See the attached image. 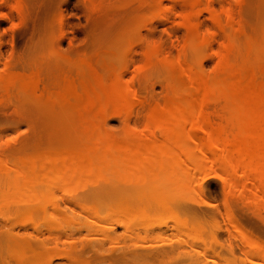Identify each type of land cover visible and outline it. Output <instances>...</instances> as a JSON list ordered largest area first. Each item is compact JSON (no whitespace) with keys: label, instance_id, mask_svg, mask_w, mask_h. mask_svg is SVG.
Instances as JSON below:
<instances>
[{"label":"rangeland","instance_id":"1","mask_svg":"<svg viewBox=\"0 0 264 264\" xmlns=\"http://www.w3.org/2000/svg\"><path fill=\"white\" fill-rule=\"evenodd\" d=\"M15 1L0 0V82H2L0 83V168L4 164L11 168L10 166L21 162L20 159L30 160L29 157H33L31 160L36 161L37 164L41 162L38 159H49L48 155H51L52 152H55L54 155L59 152L65 158L73 153L75 157L78 156L77 154H86L85 150L93 152L91 151L92 147L96 149L99 147L97 145H101L103 142L98 134L99 139L98 136L95 137L91 134L93 130L89 114L93 113L90 107L87 106L90 109L85 110L86 108L83 106L87 100L85 91L107 96L109 94L107 92L113 88L119 89L122 95H119L120 99L125 95L127 98L123 97L124 103L121 99L122 104L120 105L105 104V106L108 105V108L106 106L107 114L99 115V118H101L100 116L103 118L98 123L100 126L98 129L100 128L99 130H102L105 135L110 133L108 135L120 138L119 141L141 144L153 130V137L158 138L162 131L159 132L156 127L158 121L152 125V120L156 121L160 110L168 112V108L175 107L177 105L175 102H180L175 97L179 98L183 95L180 92L191 93L197 103L201 102L198 105L208 124L207 126L205 123L204 128L207 126V129L215 133L210 139L212 146L219 149L223 146V143L220 142H225V146L231 145L233 150L242 146L244 150L242 147L241 150L239 148L240 153L239 150H237V154L232 151L235 158L249 154L250 157L258 160L257 149L260 144L262 145L261 142L264 144V141L262 138L257 141L253 138V141L252 139L247 140L245 126L246 121L250 120L248 114L251 116L257 113L264 117V63L260 60L264 56L261 54L262 50L264 51V0H206V2L200 0L199 4L195 2L194 5L183 0H20L19 9L16 7L18 4L15 5ZM207 3L209 5L206 9ZM208 9L213 10L216 16L211 15L213 11L209 13ZM237 28L238 33L240 31L239 34L236 31ZM234 33L237 36H234ZM242 35L243 38L240 37ZM244 37L247 38L244 39ZM206 38H208V43H205ZM237 38L238 43H234V46L231 47L232 39L237 42ZM228 39L232 42L228 43ZM198 41H204V44L201 43L204 46L200 47V50H198V44L200 45ZM235 44L241 45L242 49ZM245 45L246 48L243 50ZM235 46L240 47L241 52L243 50V58ZM202 48L204 49L202 50ZM259 53L260 56L263 55L261 58ZM226 56L230 57L227 63L233 61L232 65L238 68L240 83L244 82L250 88L257 87L255 88L257 91L252 93L255 107L252 105L248 109L246 107L248 105H245L246 101L227 94L225 89H222V85L217 84L220 82L218 75H226V77L222 75L225 79L227 75L231 74V70L230 73L228 72L229 67L226 68L228 66L225 61L227 60ZM169 62L173 65L171 66ZM177 63L182 65L181 68H184V71L181 70L182 72L178 73L174 71L176 76L172 70L179 67ZM190 68L191 70H189ZM170 69L174 76L170 74ZM183 72L186 74L184 73V75ZM188 72L191 74L194 72L192 74L195 75L194 79L198 72L197 76L199 77L196 79L203 76V80L206 79L207 84L210 82L208 84L210 89L208 88L206 92L200 89L199 93L194 88L192 89L193 85H189L191 76ZM255 72L257 76H254ZM29 73L31 75L34 73V76L29 77H35V80L39 78V82L34 81V84L29 87L27 95L19 90L17 93V87L13 84L16 87L13 88V81L11 82L13 76L17 80ZM5 76L9 78H7L8 83H11L7 84V87L4 83H7ZM229 76L231 77L232 74ZM88 78L94 82H90L87 80ZM237 78L234 76L235 80ZM96 79L102 84L98 83ZM178 81L183 83L181 87L179 86L181 83ZM223 81L225 82V80ZM211 82L217 85H213L214 89ZM174 84L177 88L174 87ZM9 86H12L13 90ZM79 86L80 92L77 90ZM100 86L106 87V90ZM189 88L193 91L191 92ZM124 89H127V92ZM51 91L53 96L60 91L59 94L64 97L56 102L57 106H60L57 108L63 110L59 111V114H56L58 109L55 108L54 111L55 104L52 107L44 104L45 98L47 100V96H51ZM200 91L204 92L203 96ZM43 92L47 93L44 95L45 98H41L44 97ZM82 92L85 93V98L80 96ZM30 93L34 94L33 99ZM228 95H230V99ZM233 97L237 100L235 103L232 102ZM181 98L183 97L181 96L179 99L181 100ZM220 101L223 103L221 102V104ZM170 104L171 106H169ZM78 105L84 109L82 110L80 107L79 113L76 114L75 111L76 116L74 114L73 116L75 119L80 116L81 121L71 118V113H73L71 109ZM111 105L116 107H111ZM164 107L167 108L164 109ZM220 108H223L224 114ZM252 108L254 109L251 110ZM65 109L72 112L63 114L62 112L67 111ZM53 112L56 113L53 114ZM152 116L155 119L151 120ZM73 127L74 129H72ZM87 128L88 132H86ZM130 129L131 135L128 134ZM207 129L205 128L204 132ZM65 131L67 134L64 133ZM198 132L199 135L196 134V138L199 136L198 139L201 140L208 133ZM72 133L74 137L70 136ZM226 133L229 134V139L226 137ZM65 135L67 136L65 137ZM138 135H142V137L139 139ZM57 140L59 142L56 143ZM53 142L61 146H57ZM191 145H193L191 153L183 152V155L181 153L175 155L178 163L182 165L179 172L176 168H173L174 171L170 167L169 170H165V164L162 162L165 160L170 162V156L167 159L162 155L165 158L163 161L162 158L160 160V157H151L152 163L149 168L150 171L153 170V173L148 172L149 169L146 172L153 174V177L150 175L148 176L150 179L147 177V180L151 181L150 183L155 181V178L158 180L156 183L161 181L159 185L165 191L164 195H161L166 201L162 199L164 205L161 206L157 202L161 196L136 194L133 197H136L142 206V215L137 219L125 215L110 216L101 207L103 200L108 197L121 195L119 196L121 199L128 200V197H131V184L119 182L118 178L113 177L114 175L109 176L110 178L108 177L106 182L103 178L108 175L107 173L106 176L103 174L101 179H98L99 177L96 179L97 171H94L96 175L94 172L92 175L91 172L94 169L90 171L91 174L85 173L83 176L75 172L76 174L69 175L71 176L69 179L59 174L51 177H42L37 174L32 178L31 189L26 193L19 194L21 203H25V206L22 204L21 209L17 206L20 210L18 212L16 209L17 214L16 211H13L16 205H14L15 207L12 205L13 208L12 206H10L11 208L7 207V210L5 207L4 210L7 211L5 218L10 217L9 219L7 217L8 224L13 221L12 224L29 226L28 232H31L30 226L37 225L41 228L39 230L42 234L44 231L43 235L46 232L51 234L54 230L56 232L71 231L72 245H69L71 246L69 248L71 249L69 254L71 259L56 258L52 264H264L263 190L260 191L258 183L255 184L252 177L251 179L250 177L245 178L241 170L239 172L240 168L234 172L229 167L223 166L228 169V173L222 166L220 167L219 162L223 157L220 149L215 150L212 154L211 151L208 153L209 151L207 152L206 149L207 153L204 150L202 152L199 149V144H197L198 148L195 144ZM61 147L66 148L62 149ZM243 151L246 154H243ZM193 154L196 155L193 157ZM209 154L213 156L211 155L212 157L209 158ZM190 156L191 161L195 157L199 158L197 162L202 161L198 162L199 166L194 167L197 158L190 164ZM50 157L52 158V156ZM153 157L156 158V162L153 161ZM18 160L20 161L18 162ZM97 160L99 163V159ZM253 163L254 160L251 164L253 165ZM95 164L93 168L97 170L98 166ZM184 165H187V168H184ZM176 166L178 169V164ZM155 167L158 169L155 170ZM198 168L201 169L198 170ZM258 168L255 173L260 175ZM9 170L11 171V169ZM177 172L182 176H179ZM122 173V175H130L132 172L128 173L125 170ZM255 173H251L252 176ZM257 174H255L256 178H259ZM134 175L136 178L139 176L135 172ZM7 176H10L11 181L15 178L14 174ZM245 183L249 184L248 188ZM138 185H141L140 191L147 193L150 185L155 186L156 184L154 182V184L143 185L140 183ZM133 197L130 199H134ZM141 199L144 201L142 200V202ZM27 202L28 206L33 204L29 206V210L25 211L24 209H28ZM34 204L35 207L37 206L36 208ZM22 209L25 211L23 214ZM36 209L39 211L37 212ZM33 210L37 213V215L34 214L35 212L33 213L36 217L32 215ZM38 216L42 218L39 220ZM10 220L11 222H9ZM115 221L118 224H115ZM50 229L53 231L50 232ZM33 246L34 244L31 248ZM57 247H59L57 250L52 246H49L47 250H40V252L44 251L42 263L36 262L32 256L30 258L29 255L19 252H7V263L14 264L13 261L16 260L24 264L27 262L46 264L49 257L54 254L52 252L60 255L66 251L63 250V244ZM36 248L40 249V247ZM49 252L52 254H48ZM8 257L9 259L11 257L13 261L9 262ZM118 257L119 259H117Z\"/></svg>","mask_w":264,"mask_h":264},{"label":"bare ground","instance_id":"2","mask_svg":"<svg viewBox=\"0 0 264 264\" xmlns=\"http://www.w3.org/2000/svg\"><path fill=\"white\" fill-rule=\"evenodd\" d=\"M147 1V0H146ZM183 1H185V2H190V4L191 5H194L195 4V2L197 3L198 2V4L200 3V0H192V2H191V0H183ZM205 2H206V0H204ZM16 3H15V5H17L16 7L18 8V6L20 7V0H16L15 1ZM142 3V2H141ZM197 4V5H198ZM208 3H207V5H206V9H207V7H208ZM19 9V8H18ZM210 9H211V7H210ZM207 11H209V13L211 12L212 13V11L213 10H207ZM211 15H215V13H214V11H213V14H211ZM216 16V15H215ZM228 16V15H227ZM217 18V17H216ZM227 18H229V17H227ZM214 19H215V17H214ZM228 20V19H227ZM231 21V20H230ZM227 21H226V25H227ZM229 26V25H228ZM241 29H242V26H241ZM236 31H237V33H238V28L236 29ZM234 32V31H233ZM239 33H240V31H239ZM238 33V34H239ZM244 35V34H243ZM243 35L242 36H240V37H242L243 38ZM232 37H233V35H231ZM234 36H237V35H235V33H234ZM231 37V38H232ZM213 38V37H212ZM230 38V39H231ZM234 38V37H233ZM242 38H240V39H242ZM247 37H244V39H246ZM208 38H206V40H207ZM204 40V39H203ZM206 40H204V41H206ZM209 40H210V38H209ZM229 40V39H228ZM235 40V39H234ZM233 39H232V41H233V43H232V46L231 47H233L234 46V43H238V38H237V42H236V40L234 41ZM202 41V40H201ZM201 41H198L199 43H200V45L198 44V50H200V47H202V46H204V45H202L201 43H203L204 44V41L203 42H201ZM230 41L231 40H229V42L228 43H230ZM231 41V42H232ZM240 41V40H239ZM247 41V40H246ZM241 42V41H240ZM248 42V41H247ZM205 43H208V40L205 42ZM242 43H243V41H242ZM252 43V42H251ZM193 44V43H192ZM254 44V43H253ZM206 45V44H205ZM227 45V44H226ZM235 45H239V44H235ZM264 45V44H263ZM240 47H241V45H239ZM243 46V45H242ZM253 47H254V45H252ZM227 47V46H226ZM236 47V46H235ZM240 47L238 48V47H236V49H237V51L238 52H240L241 54H242V52H243V50H245V48H246V45L244 46V48H243V50H242V52L240 51L241 49H242V47H241V49H240ZM263 47V46H262ZM205 48V47H204ZM204 48H202V50L204 49ZM232 49V48H231ZM240 49V50H239ZM264 49V48H263ZM261 50H262V48L260 49V53H261ZM228 51V50H227ZM153 52V51H152ZM154 52H155V50H154ZM203 52V51H202ZM262 52L263 53H261V54H264V51L262 50ZM260 53H259V57L261 58L263 55H261L260 56ZM244 54V53H243ZM243 54H242V58H243ZM230 55V53L228 54V56ZM228 56H226L227 58V60H225L226 61V64L228 65L227 67L226 66H224V68L226 67V68H228L229 67V70H228V72L230 73V70H231V74H232V76L230 77L229 75H231V74H229L228 72V74L229 75H227V78H225V79H223V77H226V75L224 76L223 74H220V75H218V76H220V82L219 83H217V84H219V85H222V89L224 88L225 89V91H226V93L227 94H230V95H232V96H235V97H239V98H241V99H243L244 100V102H245V105H248V106H246L248 109L252 106V105H254V107H255V104L253 103V97H252V93L253 92H255V91H257V90H255V88H257V87H255V88H250L246 83L244 84V82L243 83H240L241 81V78L239 77L240 76V72L238 71V68L237 67H234L233 65H232V62H229V63H227V61H229L228 59H230V57L228 58ZM231 56H232V51H231ZM233 57V56H232ZM235 57V56H234ZM264 57V56H263ZM263 57L260 59V60H262V62L264 63V59H263ZM242 58H239V59H241L242 60ZM225 59V58H224ZM181 60V59H180ZM179 60V61H180ZM245 60V59H244ZM224 61V62H225ZM237 61V60H236ZM247 61V60H246ZM175 62H177V61H175ZM245 62V61H244ZM248 62V61H247ZM169 64L171 65V63L169 62ZM178 65H179V67H177V69H175V70H172V69H170L169 71H170V74H173V72L175 71H177V73L180 71V72H182L181 70H183L184 68H181V66L182 65H180L179 63H177ZM231 64V65H230ZM239 64V63H238ZM246 64V63H245ZM169 65V66H170ZM173 65V64H172ZM171 65V66H172ZM175 65V64H174ZM239 65H241V64H239ZM247 65V64H246ZM89 66V65H88ZM91 66V65H90ZM176 66V65H175ZM92 67V66H91ZM174 67V66H173ZM255 67V66H254ZM253 67V68H254ZM93 68V67H92ZM189 68V67H188ZM225 68V69H226ZM257 68V67H256ZM173 72H172V71ZM189 70H191V68L189 69ZM240 70H241V68H240ZM261 70V69H260ZM91 71V70H90ZM184 71V70H183ZM187 71V70H186ZM172 72V73H171ZM174 72V74L177 76V74ZM190 72H192V71H190ZM190 72H188V73H190ZM185 72H183V74H184ZM194 73V72H193ZM192 73V74H193ZM226 73V74H227ZM8 74V73H7ZM34 74V73H33ZM32 74V75H33ZM174 74H173V76H174ZM180 74V73H179ZM183 74H181V75H183ZM186 74V73H185ZM184 74V75H185ZM191 73L189 74L190 76H191V82H192V84H191V82L189 83V85H193L192 86V89L194 88L195 89V91L196 92H198L200 89L201 90H204L205 92L207 91V89L209 88V86H208V84L210 83H208L207 84V80H206V82H205V80H203L204 79V77L203 76H201L200 78H198V79H196L197 77H199V76H197L198 75V72H197V75H196V80L194 79V77H195V75H192ZM236 74H239V75H237L236 76ZM10 75H11V73L9 74V77H10ZM24 75V74H23ZM23 75H21V76H23ZM31 75V73H29L28 75H26V76H23V77H21V76H15V77H21V78H19V79H17V80H15L14 79V76H13V79L11 80V82H12V86H16L17 87V89H16V91H17V93H18V90H19V92H22V93H28L27 91H28V89H30L29 87L31 86V85H33L34 84V81H36V83H38L39 81V78H37V80H35L36 78L35 77H29V76H32ZM37 74L35 73V76H36ZM201 75V74H200ZM222 75H223V77H222ZM238 79H234V76ZM248 75V74H247ZM28 76V77H27ZM34 76V75H33ZM96 76H98V75H96ZM175 76V77H176ZM190 76H188L189 77V79H190ZM217 76V77H218ZM228 76H229V78H228ZM241 76H242V73H241ZM254 76H257V74H256V72H255V75ZM6 77V76H5ZM99 77V76H98ZM192 77H193V80H192ZM203 77V78H202ZM233 77V78H232ZM8 77H6V81L9 79H7ZM177 78V77H176ZM240 78V79H239ZM1 79V78H0ZM188 79V78H187ZM202 79V80H201ZM227 79V80H226ZM232 79V80H231ZM234 79V80H233ZM254 79H255V77H254ZM84 80H86V79H84ZM87 80H90L89 78L87 79ZM86 80V81H87ZM97 80V82H98V79H96ZM103 80V79H102ZM116 80H118V79H116ZM223 80H225V82L223 81ZM252 80V79H251ZM256 80V79H255ZM5 81V80H4ZM38 81V82H37ZM85 81V82H86ZM93 80H90V82H92ZM214 81H216V80H214ZM10 82V81H9ZM65 82H66V80H65ZM94 82V81H93ZM255 82V81H254ZM0 83H2V82H0ZM5 83V85H6V87H7V84H11V83H8V81H7V83L6 82H4ZM36 83H35V85H36ZM67 83V82H66ZM98 83H101L102 84V82H98ZM104 83V82H103ZM114 83V82H113ZM117 84H118V82H116ZM178 83H181L180 81H178ZM224 83V84H223ZM14 84V85H13ZM67 84H69V83H67ZM101 84H99V85H101ZM109 84V83H108ZM182 84L183 83H181L179 86L181 87L182 86ZM243 84V85H242ZM86 85H87V83H86ZM111 85V84H110ZM213 85H215V86H217L216 84H214V82H211V86H212V88L214 87ZM257 85V84H256ZM12 86L10 87L11 89H12ZM13 87V88H16V87ZM64 86V85H63ZM88 86H89V84H88ZM102 86V85H101ZM100 86V87H101ZM105 86V85H104ZM101 87L102 89L104 88L105 90H106V87ZM258 86V85H257ZM34 87V86H33ZM65 87V86H64ZM68 87V86H67ZM99 87V88H100ZM111 87V86H110ZM120 87V86H119ZM174 87L175 88H177L176 86H175V84H174ZM173 87V88H174ZM262 87H263V85H262ZM261 87V88H262ZM4 88H5V86H4ZM36 88V87H35ZM59 88H61V87H59ZM72 88V87H71ZM76 88V87H75ZM92 89H93V87H91ZM186 88H188V87H186ZM215 88V87H214ZM213 88V89H214ZM32 89V88H31ZM37 89V88H36ZM39 89V88H38ZM64 89V88H63ZM85 89V88H84ZM83 89V90H84ZM91 89V90H92ZM190 89V88H189ZM210 89V88H209ZM212 89V90H213ZM2 90V89H1ZM13 90V89H12ZM34 90V89H33ZM57 90H58V88H57ZM61 90V89H60ZM70 90V89H69ZM72 90H73V88H72ZM79 92H80V86H79V88L77 89ZM76 90V91H77ZM86 90V89H85ZM110 90V89H109ZM126 92H127V89H124ZM178 90V89H177ZM263 90H264V88H263ZM3 91H4V89H3ZM15 91V92H16ZM31 91V90H30ZM48 91V90H47ZM64 91V90H63ZM66 91V90H65ZM75 91V92H76ZM108 91V90H107ZM119 91V89L117 90V88H113L111 91H109V92H107V93H109L107 96H100V95H98L97 93H94V92H90V91H88V90H86L85 91V93H86V96H85V93H83L82 92V94H80V96H83V98H85L86 97V103L83 105V106H85V110H89L90 108L92 109V113L93 114H89V116L91 117V119H90V117H88V119H90L91 120V123H92V130H93V133H91L92 134V136H95V137H97L98 135L100 136V139H101V141L103 142V143H101V145H97V147L98 148H96V149H94V147H92L93 148V150H91V151H93V152H87V150H85V152H86V154H83V153H81V154H83V155H80V154H77L78 156H80V157H75L74 155V153L70 156L69 155V157L67 156L66 158L65 157H63V154H61L60 155V153L58 152V154H55L54 155V153L55 152H52V153H50L51 155H48V157H49V159H44V160H41V159H38V160H40L41 162H39V163H37L36 164V159L34 160L35 162H33V160H31V158L33 159V157H29V159L30 160H23V159H20L21 160V162H19L20 160H18V164H15L16 165V168L14 169V167H15V165L14 166H10L11 168H8V166H7V164H4L1 168H0V209H1V207H2V213H1V211H0V213H1V216L2 215H4V216H2V219L0 220V264H12L10 261H13L12 260V258L10 257V259H9V257H8V259H9V262L10 263H7L8 262V260H7V252L9 253H12V252H19V253H24V254H27V255H29L30 256V258H31V256H32V258L34 259V260H36V262H41L43 259V252H40V250L41 249H48V247L49 246H52V248H54V249H56L57 250V248H59V247H57L58 245L60 246V244H63V250H66L63 254L62 253H60V255L58 254H55V252H52V253H54L53 255H51L50 257H49V259L46 261V264H52V262H53V260L54 259H56V258H62V259H68V260H70L71 259V257L69 256V254H70V250L71 249H69L71 246H69V245H72L71 244V241H70V237H71V235H72V232L71 231H64V232H56V230H54L56 233H53L54 231H53V229L51 230L50 229V232H52L51 234L48 232H46V234H48V235H43L44 234V231H43V234L41 233V231L39 230V229H41V228H39V226H37V225H32V226H30L31 228H30V230H31V232H28V230H29V226H21L20 224L18 225V223H15V224H12L13 223V221H12V223H10V224H12V225H10V224H8V222H7V217H8V219L10 218L9 216H7L6 218H5V215L7 214V213H5V212H7V211H5L4 210V208L6 207V210H7V207L9 208L10 206H14V205H16V207H15V209L13 208V206H12V208H13V211H16V209H18L17 211L19 212L20 210H19V208L21 209V207H22V204L23 203H21V200H20V198H19V194L20 193H26L28 190H30L31 188V184H32V178L34 177V176H36L37 174L39 175V176H42V177H51V176H57V174H59V175H63V176H65V177H67V179H69V177H71V176H69L70 174H76L75 172H77L78 174H82V176L86 173V174H88V173H90V171L92 170V169H94L93 171H91L92 172V175L94 174V175H96V172H94V171H97V177H95V176H92V177H95L96 179L98 178V179H101V176L104 174V176H106L107 174V176L106 177H102L105 181L108 179V177L109 176H112V175H114L113 177H116V179L118 178L119 180V182L120 181H122V182H128V183H130L131 184V191H130V194H131V197L130 198H132L133 196H135L136 194H142V195H149V194H152L153 196H161V198H160V200L159 201H157L158 202V204L159 205H161V206H163L164 205V201H166L165 199H163L162 197H164V196H162L161 194H163L164 195V193H165V191L164 190H162V188L160 187V185H159V183L161 182H157L156 183V178H155V181H152V183H150L149 182V180H147L149 177L148 176H150L151 174H149V173H147L146 171H148V169H149V171L148 172H150V173H153V170H151L150 171V166H151V163H152V160H151V157L152 156H155L156 158L158 157H160V160H161V158H162V161L163 160H165V158H163V157H167V159L169 158V156H170V159H169V161L170 162H167V160H165L164 162H162V163H164L165 164V167L167 168H165V170H169L168 168L170 167L171 169H175L176 168V170H178V172H179V170H181L182 169V165H180L179 163H178V161L176 160L177 159V157L175 158V155L177 156V154L178 153H191V146H193V145H191V144H195L196 145V147L198 146L197 144H199L200 145V150L202 151V150H204L205 151V149L207 150V152L208 153H211L212 152V154H213V152L216 150H219L221 153H223V157L220 159L221 161L219 162V164H220V167L222 166V168H224V167H229L230 169H232L234 172H235V170L236 169H238V168H240L239 169V172H240V170H241V173H242V175H244V177L246 178H249L250 177V179H251V177H252V179H253V182L255 181L256 183L255 184H257L258 183V187H260L259 189H260V191H261V189L263 190L262 192H264V144H263V142H261L262 143V145L260 144L259 145V147H258V149H257V153H258V160H255V159H253L252 157H250V155L248 154H246L245 153V151H243L242 153L243 154H246V155H243L244 157H241L240 156V150H241V147H238L237 148V150H239V148H240V150H239V156L240 157H237V158H235L233 155H232V151H234L236 154H237V150L235 149V150H233V147H231V145L230 146H225V142H220L221 144L223 143V146L222 147H220L219 149H216V147H213L212 146V144H211V138H212V136H214L215 135V133H212L211 132V130H209V129H207V126H208V124H207V122H205V116H203V113H202V111L200 110V107H199V103H201V102H199V103H197V101H196V99H194V98H192V96H191V93H182V92H180L181 94H183V95H181L183 98H181V100L178 98V96L177 97H175V99L177 98L180 102L179 103H176L175 102V107H173L172 106V109H171V107L170 108H168V112H166L167 110H160L161 112H164V113H159V116L157 117V119H156V121H154V120H152V118H153V116L151 117V120H152V125L153 124H155L154 122H157L158 121V123H156V127H157V129H159V132L160 131H162L161 133H160V138L158 137V138H156V137H153V130H152V133L151 132H148V133H151V137L149 136V137H147V139L146 140H144L143 138V140H144V142L143 143H137L136 141V143L137 144H133L132 142H127V141H119L118 139H120V138H116L115 137V135L114 134H112V135H114V136H111V135H108V134H110V133H107V131H106V133H107V135H105V133H103V131L101 132L99 129H98V127H100L99 126V124L98 123H100L101 121H100V119H102L103 117L102 116H100L101 118H99V115H105L104 113H106V106H107V108H108V105L111 103V104H113V105H120V104H122V100H123V97H125V96H123L121 99H120V96H122L121 95V93H120V91ZM189 91V90H188ZM190 91L192 92L193 90H191L190 89ZM209 91V90H208ZM215 91V90H214ZM250 91V92H249ZM10 92V91H9ZM14 92V91H13ZM67 92V91H66ZM118 92V93H117ZM122 92V91H121ZM125 92V93H126ZM186 92V91H185ZM195 92V93H196ZM201 92V91H200ZM11 93V92H10ZM44 94H43V96L45 95V94H47V93H45V92H43ZM59 93H60V91H59ZM57 94V95H55L54 94V96H53V93H52V91H51V96H47V100H46V98H45V96L44 97H41V98H45V103L44 104H47V106H49V107H52L54 104V111L56 110V109H58V108H60V106H57V101L58 100H61V98H64L63 97V95H61V94ZM63 93H65V92H63ZM62 93V94H63ZM199 93V92H198ZM202 93H204V92H201V95L203 96V94ZM208 93V92H207ZM210 93H211V91H210ZM220 93V92H219ZM225 93V94H226ZM262 93V92H261ZM7 94H9V93H7ZM24 94V95H25ZM122 94H123V92H122ZM226 94V95H227ZM251 94V95H250ZM18 95V94H17ZM27 95V94H26ZM41 95V94H40ZM70 95V94H69ZM77 95V94H76ZM120 95V96H119ZM200 95V96H201ZM230 95H228V98H229V96ZM250 95V96H249ZM264 95V94H263ZM30 96L32 97V99H33V96H34V94L32 95L31 93H30ZM37 96V95H36ZM66 96V95H65ZM68 96V95H67ZM85 96V97H84ZM20 97V96H19ZM27 97V96H26ZM194 97H196V96H194ZM224 97V96H223ZM249 97H251V98H249ZM38 98V97H37ZM72 98V97H71ZM82 98V97H81ZM126 98H127V96H126ZM129 98V97H128ZM231 98V97H230ZM229 98V99H230ZM70 99V98H69ZM80 99V98H79ZM125 99V98H124ZM174 99V100H175ZM198 99H200L199 98V96H198ZM201 99H202V97H201ZM233 99H234V97H233ZM31 100V99H30ZM42 100V99H41ZM82 100H84V99H82ZM128 100V99H127ZM226 100V99H225ZM249 100V101H248ZM47 101V102H46ZM66 101V100H65ZM126 101V100H125ZM200 101V100H199ZM229 101V100H228ZM237 100H233L232 102L233 103H235ZM248 101V102H247ZM35 102V101H34ZM80 102V100L78 101V103ZM84 102H85V100H84ZM178 102V101H177ZM223 103V101H220V103ZM123 103H124V100H123ZM171 103V102H170ZM221 103V104H222ZM224 103H225V101H224ZM38 104H40V103H38ZM105 104H108V105H106L105 106ZM43 105V104H42ZM113 105H111V107L113 106ZM174 105V104H173ZM227 105H229L228 103H227ZM261 105V104H260ZM260 105H259V107H260ZM41 106V105H40ZM90 107V108H88V107ZM169 106H171V104L169 105ZM235 106V105H234ZM48 107V108H49ZM58 107V108H57ZM81 105H78V106H76V107H74L73 109H71L72 111H73V113H71V118L73 117L74 119H75V113L76 114H78L79 112L78 111H80L81 110V108H82V110L84 109L83 107H81ZM113 107H116V106H113ZM223 107V106H222ZM227 107V106H226ZM264 107V106H263ZM47 108V109H48ZM56 108V109H55ZM63 108V107H62ZM80 108V109H79ZM122 108H124V107H122ZM167 108V107H166ZM165 107H164V109H166ZM228 108V107H227ZM127 109V108H126ZM125 109V110H126ZM221 109V108H220ZM223 109V108H222ZM221 109V110H222ZM254 108H252L251 110H253ZM51 110V109H50ZM62 110V109H61ZM60 109H58V110H56L57 111V113L56 112H53V114L54 113H56V114H59L58 112L59 111H61ZM67 110V111H66ZM114 110V109H113ZM235 110V109H234ZM260 110V109H259ZM63 111V110H62ZM65 111L66 112H68V113H66V112H62L63 114H69L70 112H72V111H69V109H65ZM76 111V112H75ZM220 111V110H219ZM226 111V110H225ZM248 111H250V110H248ZM75 112V113H74ZM227 112V111H226ZM225 112V113H226ZM242 112H244V111H242ZM252 112V111H251ZM260 112V111H259ZM81 113V112H80ZM55 114V115H56ZM73 114L75 115V116H73ZM107 114V113H106ZM157 114V113H156ZM156 114H154L155 116H156ZM222 114H224V111L222 110ZM227 114V113H226ZM246 114H248V113H246ZM207 115V114H206ZM248 116H249V118H250V120L249 121H246L247 123H246V126H245V128H246V138H247V140H251L252 138L254 139V140H261V138L263 139V141H264V117H262V116H259L257 113H255V114H252L251 116L248 114ZM80 117V116H79ZM79 117L77 118L76 117V119H79ZM68 118H69V116H68ZM72 118V119H73ZM169 118V119H168ZM230 118V117H229ZM75 119V120H76ZM86 119V118H85ZM87 119V120H88ZM153 119H155V118H153ZM245 119V118H244ZM80 120V119H79ZM79 120H78V122H79ZM89 120V121H90ZM231 120V119H230ZM81 121V120H80ZM100 121V122H99ZM103 122V121H102ZM164 122H165V124H164ZM230 122H232V121H230ZM89 123V122H88ZM161 123H163V124H161ZM207 124V126L205 127L207 130H205V132H204V126ZM101 125V124H100ZM163 125V126H162ZM226 125V124H225ZM73 126V125H72ZM224 126V125H223ZM222 126V127H223ZM71 127V126H70ZM156 127H155V129H156ZM163 129H162V128ZM186 127H187V129H186ZM231 127V126H230ZM66 128H68V127H66ZM153 129H154V127H152ZM151 128V129H152ZM72 129H74V127L72 128ZM210 129H211V127H210ZM233 129H234V127H233ZM89 130H88V128H87V131L86 132H88ZM155 131V130H154ZM158 131V130H157ZM198 131H201V133L202 132H204V134H206V132H208L206 135V137H204L203 136V138H202V140L201 139H198L199 138V136H198V138H196V136L197 135H199L200 133L198 132ZM214 131H216V130H214ZM242 131H243V127H242ZM74 132V131H73ZM128 132V131H127ZM147 132V131H146ZM199 134H198V133ZM231 132V131H230ZM64 133H66L67 134V132L65 131ZM90 133V132H89ZM132 134V131H131V129H130V131L128 132V134ZM223 133V132H222ZM245 133V132H244ZM69 134V133H68ZM74 134H75V132H74ZM74 134L72 133L70 136H72V137H74ZM98 134V135H97ZM130 134V135H131ZM134 134V133H133ZM154 134H155V132H154ZM197 134V135H196ZM203 134V135H204ZM214 134V135H213ZM64 135V134H63ZM90 135V134H89ZM105 135V136H104ZM135 135V134H134ZM144 135V134H143ZM146 136L147 135H149V134H145ZM156 135V134H155ZM159 135V134H158ZM218 135V134H217ZM226 135H227V133H226ZM225 135V136H226ZM67 135H65V137H66ZM69 136V135H68ZM92 136H91V139H92ZM99 136L97 137L98 139H99ZM127 136V135H126ZM139 136V135H138ZM229 136V134L226 136V137H228ZM231 136V135H230ZM238 136V135H237ZM241 136V135H240ZM243 136V135H242ZM241 136V137H242ZM136 137H137V135H136ZM140 137H142V135L141 136H139L138 138L140 139ZM63 138H64V136H63ZM68 138V137H67ZM71 138V137H70ZM96 138V139H97ZM133 138V137H132ZM206 138V139H205ZM218 138V137H217ZM225 138V137H224ZM55 139V138H54ZM71 139H73V138H71ZM205 139V140H204ZM216 139V138H215ZM221 139V138H220ZM228 139H229V137H228ZM253 139H252V141H253ZM59 140H62V139H59ZM59 140H57V141H55L56 143L57 142H59ZM95 140V139H94ZM135 140V139H134ZM133 140V141H134ZM138 140V139H137ZM142 140V141H143ZM52 141H54V140H52ZM62 141H64V140H62ZM76 141V140H75ZM100 141V140H99ZM55 142H53V143H55ZM69 143H73V142H71V141H68ZM134 142V143H135ZM55 143V144H56ZM61 143V142H60ZM212 143H213V141H212ZM225 143V144H224ZM87 144H89V143H87ZM96 144V143H95ZM57 145V144H56ZM63 145H64V143H63ZM89 145H91V144H89ZM234 145V144H233ZM249 145H251V144H249ZM57 146H61L60 144L59 145H57ZM64 146H66V145H64ZM62 148V147H61ZM64 149L66 148V147H63ZM62 148V149H63ZM67 148H69V147H67ZM83 148V147H82ZM195 148V147H194ZM198 148V147H197ZM196 148V149H197ZM244 147H242V150H244L243 149ZM70 150L72 149V146H71V148H69ZM85 149V148H84ZM142 149V150H141ZM196 149H194V150H196ZM96 150V151H95ZM141 150V151H140ZM193 150V153L195 152ZM68 151V150H67ZM197 151H199V150H197ZM204 151H202V152H204ZM211 151V152H210ZM76 152H77V150H76ZM81 152H82V150H81ZM206 152V151H205ZM206 152V153H207ZM57 153V152H56ZM64 153V152H63ZM68 153H69V151H68ZM177 153V154H176ZM253 153V152H252ZM211 154V155H212ZM159 155V156H158ZM162 155H163V157H162ZM168 155V156H167ZM183 155V154H182ZM187 155V154H186ZM194 155H196V154H193V157H194ZM198 155V154H197ZM210 155V154H209ZM208 155V156H209ZM209 156V158H211L212 156ZM215 155V154H214ZM50 156H52V158L50 157ZM172 156V157H171ZM192 156V155H191ZM191 156H190V164H191V162L193 161H195V159L197 158V157H195V159H193L192 161H191ZM206 156V155H205ZM155 157H153V161L154 162H156L155 161ZM199 157V156H198ZM201 157V156H200ZM218 157V156H217ZM27 158V157H26ZM235 158V159H234ZM97 159H99V163H98V160ZM199 158H197L196 159V162H194V167H197V166H199L198 165V162L200 161H198L197 162V160H198ZM238 159V160H237ZM251 159V160H250ZM177 161V163H176V161ZM179 160V159H178ZM189 160H188V162H189ZM211 160V159H210ZM253 160H254V163H253V165L251 164V162H253ZM23 161V162H22ZM158 161V160H157ZM172 161V162H171ZM256 161H258V162H256ZM153 162V163H154ZM173 162H175L176 164H174ZM181 162V161H180ZM200 162H202V161H200ZM212 163H214L213 161H211ZM255 162H256V165H255ZM17 163V162H16ZM95 163H97V164H95ZM158 163V162H157ZM157 163H156V165H157ZM218 163V162H217ZM258 163V164H257ZM97 165L98 167H96V168H98L97 170L95 169V168H93V165ZM155 164V163H154ZM153 164V165H154ZM159 164V163H158ZM161 164V163H160ZM163 164V165H164ZM170 164H172V165H170ZM178 164V169H177V166L175 167V165H177ZM183 164H185V163H183ZM201 164V163H200ZM203 164V163H202ZM187 165H188V163H187ZM187 165L185 166H183L184 168H187ZM213 165V164H212ZM252 165V166H251ZM159 166H161V165H159ZM201 166V165H200ZM224 166V167H223ZM157 167V166H156ZM154 168L155 170H157L158 168ZM162 167V166H161ZM259 169V173H260V175H258L257 173H255V171H258L257 170V168ZM181 168V169H180ZM8 169V170H7ZM9 169H11V171L9 170ZM152 169H153V167H152ZM173 169V170H174ZM201 168H198V170H200ZM225 170H227V172L229 173V171H228V169H226V168H224ZM13 170V171H12ZM127 171L128 173L130 172H132L130 175H122L123 173V171ZM172 170V171H173ZM197 170V169H196ZM231 170V173L233 174V171ZM135 172V174L137 175V173L139 174V176L136 178L135 177V175H134V172ZM175 171V170H174ZM255 173V174H257V177H259V178H256V175L255 174H253V176H252V174L251 173H253V172ZM12 172V174H14L15 175V180L14 179H12V181L9 179L10 178V176H7V175H12V174H10ZM94 172V173H93ZM108 172H112L111 174L110 173H108ZM177 172V173H178ZM181 172V171H180ZM7 173H9V174H7ZM16 173V174H15ZM62 173V174H61ZM68 175H67V174ZM107 173V174H106ZM162 173V172H161ZM171 173V172H170ZM91 174V173H90ZM132 174H133V176H132ZM147 174V175H146ZM163 174V173H162ZM172 174V173H171ZM178 175H179V173H178ZM231 175V174H230ZM234 175V174H233ZM240 175V174H239ZM242 175H240V176H242ZM248 175H250V176H248ZM255 175V176H254ZM132 176V177H131ZM158 176V175H157ZM167 176V175H166ZM179 176H182V174L181 175H179ZM237 176V175H236ZM148 177V178H147ZM151 177H153V174L151 175ZM178 176L176 175V178H177ZM8 178V179H7ZM95 178H93V179H95ZM106 178V179H105ZM110 178V177H109ZM146 178V179H145ZM158 178V177H157ZM180 178V177H179ZM241 178V177H240ZM243 178V177H242ZM115 179V178H114ZM150 179V178H149ZM163 179V178H162ZM180 179H182V178H180ZM103 180V181H104ZM132 180V181H131ZM171 180H172V178H171ZM11 181V182H10ZM15 181V182H14ZM104 181V182H105ZM108 181V180H107ZM106 181V182H107ZM143 183H142V182ZM144 181H146V182H144ZM148 181V182H147ZM158 181V180H157ZM179 181V180H178ZM95 182H96V180H95ZM154 182H155V186H151L150 185V187H149V191H148V189H146L148 192L147 193H143L142 191H140L139 190V187L141 186V185H138V184H143V185H146L147 183L148 184H154ZM241 182V181H240ZM242 182H244V181H242ZM144 183H146V184H144ZM107 184V183H106ZM129 184V185H130ZM165 184H167V183H165ZM242 184H244V183H242ZM246 184V183H245ZM247 185H249V184H246L245 186L247 187ZM252 185H253V183H252ZM147 187H148V185H147ZM146 187V188H147ZM166 187V189H167V185L165 186ZM245 187V188H246ZM256 187V186H255ZM164 188V187H163ZM248 188V187H247ZM140 189H141V187H140ZM170 190V189H169ZM255 191H256V189H254ZM247 191V190H246ZM252 194H254V193H252ZM262 194V193H261ZM264 194V193H263ZM119 196H121V195H119ZM119 196H114V197H108V198H106L105 200H103V203H102V208L107 212V213H109L110 214V216L111 215H116V216H120V215H125L126 217H129V218H132V217H136V219H137V217H139L140 215H142V210H141V205H140V201L138 202L136 199V197H133L134 199H130L129 197H128V200L126 199V201L125 200H123V199H121ZM144 198V197H143ZM148 198V197H147ZM259 198V197H258ZM162 199L164 200V201H162ZM261 199V198H260ZM134 200H136V201H134ZM140 200V199H139ZM144 201V199H141V201ZM142 201V202H143ZM146 201V200H145ZM147 201H148V199H147ZM20 202V203H19ZM31 203V202H30ZM29 203V204H30ZM153 203V202H152ZM25 204V203H24ZM23 204V206H25ZM27 204V206H28V202L26 203ZM31 204H33V203H31ZM31 204L29 205V206H31ZM168 204V203H167ZM93 205V204H92ZM17 206L19 207V208H17ZM26 206V207H27ZM28 206V209H24L25 211L26 210H29L30 209V207ZM95 206V205H94ZM93 206V207H94ZM167 206V205H166ZM34 207H35V204H34ZM37 207V206H36ZM35 207V208H36ZM11 208V207H10ZM164 208H165V206H164ZM23 210V209H22ZM22 211V214H23V212H25V211ZM42 210H44V209H42ZM17 211H16V214H17ZM36 211H37V209H36ZM39 211V210H38ZM37 211V212H38ZM35 210H33V212H32V215L33 216H35L36 217V215H37V213L35 212ZM5 213V214H4ZM21 213V212H20ZM20 213H18V214H20ZM36 214V215H34V214ZM40 213H38V215H39ZM42 214H43V212H42ZM42 214H40V216H42ZM47 214V213H46ZM49 214V213H48ZM1 216H0V218H1ZM40 216H38V217H40ZM49 216H50V214H49ZM37 217V218H38ZM43 217V216H42ZM42 217H40V218H38L39 220L42 218ZM113 217V216H112ZM230 217V216H229ZM37 219V220H38ZM9 222H11V220L9 221ZM16 222V221H15ZM118 224V222L117 221H115V224ZM8 224V225H7ZM22 224V223H21ZM10 225V226H9ZM193 225H194V223H193ZM68 228H70V227H68ZM28 229V230H27ZM45 229V228H44ZM47 231H49L48 229H46ZM60 230V229H59ZM22 231V232H21ZM40 231V232H39ZM41 233V234H40ZM32 244H34V246H36V247H40V249L39 250H37V248L36 247H32L31 248V246H32ZM65 245V246H64ZM67 246H69V247H67ZM67 247V248H66ZM94 247V246H93ZM60 248H62V247H60ZM66 248V249H65ZM91 248V247H90ZM50 249V248H49ZM68 249V250H67ZM87 249V248H86ZM85 249V250H86ZM98 249V248H97ZM58 252H59V250H58ZM77 252V251H76ZM99 252V251H98ZM119 252V251H118ZM121 252V251H120ZM51 252H49L48 254H52ZM86 253V252H85ZM94 253V252H93ZM116 253V252H115ZM92 254V253H91ZM11 255V254H10ZM10 255H8V256H10ZM71 255H73V254H71ZM87 255V254H86ZM93 255V254H92ZM132 257H134L133 255H132ZM147 257V256H146ZM89 258V257H88ZM135 258V257H134ZM26 259V258H25ZM117 259H119V257L117 258ZM138 259H139V257H138ZM137 260V259H136ZM14 262V264H24V263H20V262H18V261H16V260H14L13 261ZM42 263V262H41ZM25 264H30V263H25Z\"/></svg>","mask_w":264,"mask_h":264}]
</instances>
